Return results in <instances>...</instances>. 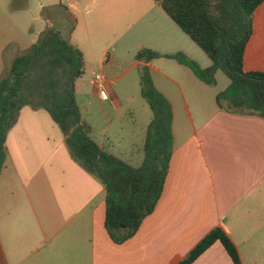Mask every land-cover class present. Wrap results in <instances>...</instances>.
<instances>
[{
    "label": "crops",
    "instance_id": "crops-1",
    "mask_svg": "<svg viewBox=\"0 0 264 264\" xmlns=\"http://www.w3.org/2000/svg\"><path fill=\"white\" fill-rule=\"evenodd\" d=\"M11 1L0 0V76L12 58L50 26V19L42 16L43 8L57 4L65 5L74 16L70 43L82 52L85 68L92 67L84 53L85 44L92 50L89 24L68 5L90 0L36 1L41 15L28 43L9 36L8 30L11 23L24 35L20 22L31 10L30 0L13 13ZM96 1L109 9L121 4V0ZM142 2L147 13L160 7L154 0ZM153 15L166 28H153L154 16L147 25L155 33L151 38L155 43L146 46L160 56L136 62L168 81L159 88L153 83L172 107V154L153 211L132 236L113 242L104 226L105 186L71 158L64 135L47 110L22 106L7 131L0 171V264H177L214 227L228 235L241 264H264V118L219 108L216 95L228 84L217 89L216 82L204 83L185 65L157 62L166 54L179 52L180 47L166 48L183 36L169 27L166 13L163 16L154 10ZM107 17L106 32L114 36L119 28L117 17ZM187 47L203 67L210 65L211 61L206 63ZM242 70L264 72V0L252 15ZM110 95L111 105L107 106L109 95L102 99L99 93H90L87 104L79 108L81 117L99 147L138 167L152 111L148 105L150 112L143 106L136 112L120 109L122 99L127 98L112 90ZM124 115L129 117L128 123L115 127ZM190 264L233 263L216 241Z\"/></svg>",
    "mask_w": 264,
    "mask_h": 264
},
{
    "label": "trees",
    "instance_id": "trees-1",
    "mask_svg": "<svg viewBox=\"0 0 264 264\" xmlns=\"http://www.w3.org/2000/svg\"><path fill=\"white\" fill-rule=\"evenodd\" d=\"M167 16L210 59L200 67L182 52L164 55L188 67L201 81L215 84L221 70L228 85L217 93L218 107L229 112L264 118V72L242 70L245 44L252 32V15L262 0H154ZM59 14L63 33L54 25L40 32L36 42L16 55L0 76V171L5 159L7 131L22 106L48 111L64 135L71 158L96 176L106 188L105 229L115 243L132 236L150 214L162 192L172 154V107L153 84L149 67H140V94L152 118L146 127L143 160L133 167L90 137L75 100V79L84 72L82 52L70 43L74 16L63 4L45 7L42 16L55 22ZM160 54L141 48L135 59L151 61ZM218 241L233 264H241L238 251L221 227L211 229L177 263L190 264Z\"/></svg>",
    "mask_w": 264,
    "mask_h": 264
},
{
    "label": "rangeland",
    "instance_id": "rangeland-1",
    "mask_svg": "<svg viewBox=\"0 0 264 264\" xmlns=\"http://www.w3.org/2000/svg\"><path fill=\"white\" fill-rule=\"evenodd\" d=\"M36 1L39 3L40 1L44 0H33V2L30 0L29 2L31 10L26 15L22 16V22L19 21L20 24L22 23L21 26L26 30L24 35L20 34V32L14 29L12 24L9 23V36L14 35L23 43H28L34 37V33L38 28L36 18L41 15V12H38L37 6L35 5ZM27 2L28 0L11 1L9 3L10 13H13L20 7H23V5H26ZM68 5L74 10L78 11V15L83 14L85 17L89 24L90 40L92 44V50H88L86 44L84 45L85 60L87 64H92V67L85 68L84 66V72L81 77L75 79L74 93L78 108H82L85 106V104H87V98L90 93L95 91L97 94L104 89V91L107 93V96L109 95V100L106 102L107 106L111 105L110 93L112 90L118 93L119 96L127 98L124 100L122 99V105L118 106V108L124 110L131 108L136 112L140 111L139 109L141 106H143L148 110V112H150L147 104L140 95L139 71L140 67L142 66L137 64L135 54L141 48H148L146 46L147 44L155 43L154 40L151 39L155 33L149 30L147 25L152 21L154 16L156 18L152 27L154 28L163 26L166 28V26L160 22L159 18L156 15H153L155 10V12H161V14L165 16L163 10L157 6L153 8L152 13H147L145 9L146 5L144 2H142V0H121L120 7L115 6V8L112 9H109L108 5L105 6L106 4L104 5V3H99L96 0H90V2L87 3H83V1H77L73 5ZM53 13L55 15V22L50 19V26L54 25L56 28L61 29L63 33H67L69 29L68 26L62 25L61 19L57 12L53 11ZM110 14H112L114 17H117L115 21L118 20L117 24L119 28L115 31L116 34L114 36L106 32L107 25H105V22L106 19L109 18L107 16ZM167 21L169 22V27L175 28L177 32L182 34L181 36H183V40H179L177 44L171 47L168 46L166 49L170 50L173 49V47H180L179 52L184 53L188 58L191 57L190 59L195 61L200 67L204 68V65L198 56L189 50L187 47L189 46L195 52H197L206 63L209 64L210 59L207 57V55L199 47H197V45H195L187 35L181 33L182 31L175 25L173 21H171V19L168 18ZM169 31L171 33L173 32L171 30ZM170 32L169 34H171ZM37 38L38 37L35 36L34 42H36ZM140 43H144L145 45L139 46ZM159 45L160 44H158V46ZM10 54L11 53L9 52L6 58L10 57ZM162 60H164L165 63L176 62L174 59H169L167 57H164L163 59H157V62H162ZM149 72L152 82L154 81L158 88L161 87V83L164 84V82H167L168 84L166 79L156 74L155 71L151 70L150 68ZM96 74H99L101 78V82L99 84H94L92 82ZM215 82L216 88L222 89L228 84L229 78L221 70H218L215 73ZM125 117L126 115L121 116L120 121L116 122L115 127H118V123L126 125L128 123L129 117Z\"/></svg>",
    "mask_w": 264,
    "mask_h": 264
},
{
    "label": "built area",
    "instance_id": "built-area-1",
    "mask_svg": "<svg viewBox=\"0 0 264 264\" xmlns=\"http://www.w3.org/2000/svg\"><path fill=\"white\" fill-rule=\"evenodd\" d=\"M100 82H101L100 75H99V74H96V75L94 76V83H95V84H99ZM99 94H100V97H101L102 99H107V94H106V92H105L104 90H101V91L99 92Z\"/></svg>",
    "mask_w": 264,
    "mask_h": 264
}]
</instances>
